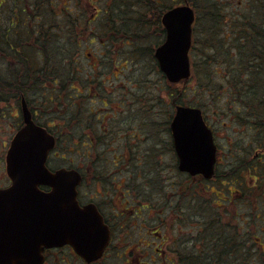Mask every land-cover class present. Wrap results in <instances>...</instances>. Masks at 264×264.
Masks as SVG:
<instances>
[{
    "label": "rangeland",
    "instance_id": "374dc122",
    "mask_svg": "<svg viewBox=\"0 0 264 264\" xmlns=\"http://www.w3.org/2000/svg\"><path fill=\"white\" fill-rule=\"evenodd\" d=\"M56 1L58 3L67 2L74 10L80 11L77 10L75 0ZM185 1L190 5H194L191 0H183L180 3L184 4ZM224 1H228V6L225 9L220 8L219 11L216 10V14H224V11L226 13L234 12L238 8V5L245 0ZM106 3L107 0H93L94 7L88 6L87 13L83 17V24L86 23L88 27L87 29L85 28L86 30L83 34L79 33L78 35L79 41L82 42L80 51L76 55L79 72L74 76L72 83L85 84L92 90L90 93L81 90V92H84L81 95L84 97V106L80 110V113L85 118L90 117L91 111L102 112L101 116L103 114L108 115L107 109L103 105L104 102L110 105L117 104V102L141 103L140 105L142 106L140 107L134 106L136 112L130 113V118L123 120V123L133 122L132 116L134 113L140 117L141 122L138 126H135V130L132 132L137 134V136L129 135L125 137V135H122L118 141L110 140V138L106 139V141L96 145V152L108 154V163H111L114 160V154H123V152L130 154L131 150L135 149L133 152L136 154L135 162L138 165H136L137 168L133 167L135 168V172L138 173V180L132 182L137 184L142 201L147 200L149 204L152 203L155 214H162L159 217L160 220L164 219L165 222L171 215L173 236L175 239L178 238L182 241L183 244L178 245V249L185 253L186 256H184L183 260H186L187 264L193 263L192 257L194 256H192V253L203 252V248L208 244V242H205L212 238L211 234L206 237L203 233L205 231L204 225L214 217H216L214 219H216V225L218 226V228L216 227V241L217 243L219 242V245L223 241L227 242V235H236V243L240 244L238 246L240 251L244 249V252H249L251 255V257L249 255L246 256L248 260L245 264H264V253L260 251V244H262L261 247L264 246V233L261 231V229H264V200L259 203L255 202L256 200L253 201L254 204L258 203V211H256L255 205H251L245 212H242L235 205L232 197L225 195L224 191L215 189L216 182L207 180H204V182L193 181L189 175L187 176V174L179 171L178 158L174 150L173 137L171 136L169 126V121L175 117L176 107L189 106L200 108L204 112L209 125L214 130H218L219 142L227 152L229 147L227 139L232 137V128L234 127L232 126L233 120L230 119V115L234 113L238 114L237 110H241L243 112L241 118H245L244 112L246 109L243 105L249 106V108L254 110H259V112L261 110L264 111V81L261 84L256 83L254 85V81L247 78V75L244 74L245 83L238 84L236 88L228 83L227 78L231 70H237L234 66L239 64L236 57L237 52H234L232 56L223 57L222 53H225V50L229 51L227 53L229 55L233 49L231 38L225 39L224 36L223 41L225 44L222 50L220 47L218 50L216 49V55L215 51L212 52L206 48V37H216V33L214 32L215 29L213 30L211 27L213 23L211 21L212 13L209 11V6L205 5V9L201 8V11L196 14L201 19L194 26L197 34H194L196 47L191 54L193 76L187 84H183L184 87L182 89L176 87L161 72L158 60L154 57L155 50L166 39V30L163 25L159 27L158 24L154 23L157 21V17L134 14L133 17L136 20L143 19L142 21H148L150 25L149 28L143 30V38H140L139 42L135 43L132 41L130 43L118 41L115 45L108 46L106 43H103L101 37L104 34L102 27L105 26V21L108 19L106 15L108 6ZM128 3L131 2L129 1ZM6 6L8 11L2 14V19L5 23L4 25L8 26L12 8L10 0H7ZM82 7H85L84 0ZM138 10L136 12L141 14L145 11L143 8H139ZM195 11L197 12V9ZM206 11L209 14H206ZM205 16L207 17L205 18ZM226 18L231 23V18ZM226 18L223 19L224 22ZM52 20L50 18L48 24H52ZM54 20L59 24L57 18ZM139 21L141 22V20ZM133 25L135 28V23ZM56 32L59 33V29H56ZM49 33L53 34V31L50 30ZM247 50L251 56L253 55L252 52H256L253 46L247 47ZM34 51H30L29 56L33 57L35 62L39 59V56ZM206 53L214 56L216 60L214 62L216 76L209 75L208 73L209 68L206 65V61L209 59V55L206 56ZM87 54H91V58ZM260 66L262 78H264V63ZM7 67L8 61H0L1 77L3 80L5 79V85L9 82L13 83V80L7 75ZM51 80L46 81L45 85L49 86ZM31 81L30 87L27 88L28 79L26 80L24 93L16 96V99L14 96L6 100L4 95H0V188L11 183L6 170V155L10 143L22 122L21 99L23 96L32 106L34 104L38 106L49 104L46 107H41L39 110V120L41 122L54 120V124L61 123L62 125L60 128H57L63 132H61V143L59 142L56 154H53L51 157L49 164L51 168L68 167L73 159L79 163L82 157L79 158V155L72 157L71 154H85L86 151L85 147L81 145L74 146L73 142L69 141L70 139L67 136L69 124L64 126V123L60 121L61 115L67 116L70 114L67 105L71 100L69 97L75 91L70 92L67 90L63 94L62 106H66L64 110H61L62 106L51 105V103L58 104V101H54V97L50 96L49 92L51 90H47L46 88L34 89L36 82L41 83L42 79L36 80V78H33ZM18 87H20L19 82L13 83L9 87V91L17 90ZM238 92L243 93L244 96L242 94L241 96L237 95L236 93ZM173 100L176 102L174 105ZM76 101L81 102L80 100ZM168 104L171 105V110L165 114V110L170 108ZM144 105L151 111L146 112L143 108ZM109 110L111 108L108 109V112ZM228 111H231V113L225 114L227 115L225 117L217 114V112ZM148 113L151 118L148 117ZM80 119L83 118L80 117ZM92 119V123L98 129L102 125V122L98 121L96 116ZM106 125L108 126L109 123ZM65 131L67 133L63 134ZM245 132L246 127L244 126L241 133L245 134ZM240 138L241 136L239 135L237 140H240ZM71 146L72 148H70ZM73 148H76L75 151L77 152L67 153L66 156L65 152L74 150ZM63 156H65V159H63ZM80 164L82 165L83 163ZM220 199H224L225 202ZM250 212H253L250 216L257 221L254 224L260 226L258 237L261 241L255 240L256 235L247 236V227L238 218L239 214L248 215ZM236 214L238 215L236 216ZM257 216H260V218L257 219ZM164 232L162 230L163 234ZM256 242L259 245H255ZM252 254L258 255L256 261L252 259ZM203 257V254L202 256L200 255V258ZM174 258V264H178L180 255L176 254L175 257L174 254ZM146 261L151 262V259L146 258ZM161 262L159 260L155 264H162ZM104 264H123V262L122 260H118L116 254H113Z\"/></svg>",
    "mask_w": 264,
    "mask_h": 264
},
{
    "label": "flooded vegetation",
    "instance_id": "af4514ba",
    "mask_svg": "<svg viewBox=\"0 0 264 264\" xmlns=\"http://www.w3.org/2000/svg\"><path fill=\"white\" fill-rule=\"evenodd\" d=\"M87 56L91 58V54H87ZM77 72L79 71L70 72L69 75L75 76ZM71 84L75 93L70 97L71 101L68 104L70 124L67 136L74 146H77L78 142L85 143L86 151L85 154H71L72 157L79 155L78 157L82 158L79 163L73 159L70 166L63 168L75 169L81 175L82 180L77 188L79 204L82 208L93 206L96 209L110 230V241L102 258L94 262H89L81 257L71 245H63L46 248L43 252V262L40 264H104L113 254H116L118 260H122L123 264H155L159 260L162 261V264H174V254L176 257L179 251L178 245L183 243L173 236L171 215L164 222V219H159L161 213L155 214L152 203L149 204L147 200L142 201L140 190L134 183L135 180H138V173L133 167L138 165L135 162L136 154L133 152L135 149H132L130 154L124 152L123 154H114V160L111 163H108V154L96 152V145L106 141V139L118 141L122 135L125 137L137 136L132 132L135 130V126L140 124V117L134 113L133 122L123 123V120L130 118V113L136 112L134 106L140 107L142 106L141 103L117 102V104L110 105L104 102L103 105L107 109L108 115L103 114L101 116L102 112L91 111L90 117L85 118L80 113L84 106V97L81 95L85 91L90 93L92 90L85 84L72 83V81ZM23 99L27 102L34 123L45 128L56 139L55 149L49 153L48 167L52 171L61 169H53L49 164L52 155L56 154L59 142L61 143V132L63 131L57 128L62 125L60 123L54 124V120H50V122L39 120L40 108L49 104L39 106L34 104L32 106L24 96L21 103ZM53 100H57V96ZM51 105L58 106L59 104L51 103ZM168 105L170 108L165 110V114L171 110V105ZM110 108L111 110L108 112ZM143 108L146 112L151 111L146 108V105ZM237 111L238 114L230 115L234 127L232 128V137L227 139V143H229L227 152L219 142L218 130H214L210 126L213 130L217 154L215 174L210 181L216 182L215 189L224 191L225 195L232 197L233 202L242 212H245L251 205H255V209L258 211V203L264 200V111L259 112V110L246 108L245 118H241L243 114L241 110ZM222 113L217 112L221 117H225L227 116L225 114H229L231 111ZM147 115L151 118L149 113ZM95 116L98 121L102 122L98 129L92 123V118ZM62 117L63 115L60 118ZM105 120L109 123L108 126ZM172 120L169 121L171 136ZM21 121L17 132L26 125L22 115ZM244 126L246 127L245 134L241 133ZM66 133L65 131L63 134ZM239 135L241 138L237 140ZM75 150L65 152L66 156L67 153H76ZM189 177L193 181L204 182L205 180L201 176ZM10 186L11 183L0 189H6ZM43 190L48 191L49 189ZM220 200L225 202L224 199ZM254 200L258 203L254 204ZM238 213L240 212L238 211ZM252 213L250 212L248 215L239 214L238 218L247 227V236L256 235L255 240L261 241L258 237L260 226L254 224L257 221L250 216ZM259 218L260 216H257V219ZM162 230L165 231L164 234ZM261 231L264 233V229ZM255 245H259V243L256 242ZM261 245L260 251L264 253V246L261 247ZM146 258H150L151 262H147ZM222 264L227 263L224 261Z\"/></svg>",
    "mask_w": 264,
    "mask_h": 264
},
{
    "label": "water",
    "instance_id": "95a60500",
    "mask_svg": "<svg viewBox=\"0 0 264 264\" xmlns=\"http://www.w3.org/2000/svg\"><path fill=\"white\" fill-rule=\"evenodd\" d=\"M195 18L188 2L162 16L166 39L155 57L173 84L191 77ZM22 113L26 125L12 140L6 157L12 185L0 189V264H40L46 248L63 245H71L89 262L97 261L110 241V230L93 206H80L81 175L76 170L47 167L56 141L34 123L25 99ZM171 129L179 170L211 179L216 146L202 110L176 107Z\"/></svg>",
    "mask_w": 264,
    "mask_h": 264
},
{
    "label": "trees",
    "instance_id": "16d2710c",
    "mask_svg": "<svg viewBox=\"0 0 264 264\" xmlns=\"http://www.w3.org/2000/svg\"><path fill=\"white\" fill-rule=\"evenodd\" d=\"M129 1L131 3H128ZM182 1L107 0L108 10H106V15L108 19L105 21V26L102 27L104 33L101 36L103 43L111 46L115 45L118 41L121 43H130V41L134 43L139 42L140 38L144 36L143 30L149 28L150 25L148 21H142L143 19H139L141 22L136 20L133 17L134 14L138 16H156L157 21L154 23L160 27L162 25L163 14L169 9L181 4ZM191 1L194 3L192 6L197 9L196 14L205 5L209 6V11L212 13L211 21L213 23L211 27L213 30L215 29L216 37H206V48L212 52L215 51L216 55V49L218 50L220 47L222 50L225 44L223 36L225 39L228 37L231 38V45L233 44L232 48L234 50L232 49L229 55L227 54L229 51L223 50L225 53H222V55L226 58V56H232L234 52H237L236 57L239 64L234 66L237 70H231L227 78L228 83L236 88L238 84L245 83V74L247 78L254 81V85L256 83L261 84L264 81L260 66L264 63V0L242 1L238 5V8L241 10L237 8L235 9L236 11L229 13L224 11V14H216V10L219 11L220 8L225 9L229 4L228 1ZM75 2L77 10H80L78 12L73 7H70L67 2L58 3L56 0H10L12 4L10 11L11 17L8 26H5L2 14L8 11L6 6L7 0H0V61H8L7 75L13 80V83H20V87L17 90L9 91V87L13 83L9 82L5 85V79L3 80L1 77L0 71V95H4L6 100L14 96L16 99V96L24 93L26 80L28 79V88L33 78L43 80L41 83L36 82L34 89L46 88L47 90H51L49 92L50 96H57V101L60 106H62L63 94L67 90L70 92L73 91L71 81L74 76L72 74L69 75V73L79 71L76 55L80 51L82 42L79 41L78 35L79 33L83 34L88 27L86 23L83 24V17L87 13L88 6L94 7L93 0H89V2L88 0H84L85 7H82L83 0H75ZM139 8L145 10L143 14L136 12ZM96 9L98 10V8ZM206 14L209 13L206 11ZM226 17L231 18V23H229L230 20ZM50 18L53 19L52 24H48ZM55 18L59 20V24L54 20ZM225 18L226 21L224 22L223 19ZM200 19L199 15H196L195 26L200 22ZM56 29H59L60 32H56ZM50 30L53 31V34L49 33ZM194 34H197L195 27ZM229 34L231 35L229 36ZM251 46L256 49V52H252V56L248 54L249 52L247 50V47ZM195 47L196 38L194 39L192 51ZM30 51H34L39 56V59L35 62L34 58L29 56ZM208 55L206 53V56ZM208 58L206 61V65L209 68L208 73L209 75L216 76V68H214V62L216 60L211 55ZM49 79H52L49 83L50 88L45 85ZM176 87L182 89L184 85L182 83L176 85ZM236 94L240 96L242 94L244 96L240 92ZM174 103L176 102L173 100V105ZM65 106L63 105L61 110H64ZM243 107L245 109L249 108V106L245 105ZM69 115L61 118V121L63 123L65 122L64 126L70 124ZM78 145L86 148L85 143L78 142ZM214 218L204 225L205 231L203 233L206 237L211 234L212 238L205 242H208V244L203 248V252L192 253V256H194L192 257V264H222L224 261L227 264L247 263L248 258L246 256L249 255L251 257V255L249 252H244V249L240 251L238 247L240 244L236 243V235H227V242L223 241L221 245H219V242L217 243L216 227L218 228V226ZM178 254L180 255L178 264H187V261L183 260L184 256H186L185 253L179 250ZM202 254L204 257L200 258ZM256 255L252 254L254 261L258 258V255L257 257Z\"/></svg>",
    "mask_w": 264,
    "mask_h": 264
}]
</instances>
